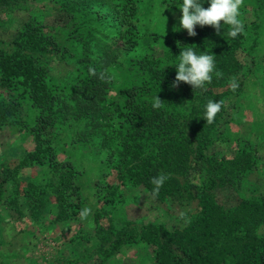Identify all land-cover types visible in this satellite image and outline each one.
<instances>
[{"label":"trees","instance_id":"1","mask_svg":"<svg viewBox=\"0 0 264 264\" xmlns=\"http://www.w3.org/2000/svg\"><path fill=\"white\" fill-rule=\"evenodd\" d=\"M80 1L82 7L75 0H60L63 14L56 17V24L28 18L15 27L9 39L0 36V125L14 123L32 135L33 145L23 153L19 164L45 166L50 175L47 185L59 204L58 216L78 212L79 202L68 201L63 192L68 190V196L79 197V169L70 160L56 158L45 132L60 118H78V139L86 141V134H94L113 173L111 182L96 180V200L115 201L124 184H141L150 194L154 187L151 179L164 173L170 174V178L154 198L195 201L192 217L181 227L144 223L113 230L112 236L104 237L107 245L103 258L124 245L144 242L151 246L149 264H264V235L257 232L258 224L264 221V188L246 178L257 161V145L242 138L236 140L229 155L214 150L215 141L223 140L225 135L217 126L224 103L232 101L233 105L234 100L229 97L241 92L240 68L246 65L247 72H255L256 47H263L264 58V45H257L264 0H247L253 19L246 24L240 16L245 31L236 38L228 36V25H221L219 33L211 26L196 25L195 36L172 30L166 45L162 44L161 54L146 52L130 57L126 66L133 69L131 82L118 87L116 97L107 95L108 72L112 68L109 51L105 47L94 49L84 39L90 34L79 29L78 24L88 19L84 20L88 5ZM139 1L108 2L118 24L114 39L125 49L138 43L135 20ZM164 1L179 8L183 3ZM18 7L25 5L18 0H0V9ZM203 7H209V0H203ZM65 16L75 23L74 31L64 36L66 43L58 40L57 24ZM1 21L0 16V26ZM161 38L162 35L151 33V40ZM72 42L78 43L80 51L75 57L72 78L65 83L53 77L44 54L56 49L65 52V45ZM189 47L197 54L207 53L215 58L216 70L205 89H194L184 82L172 86L179 53ZM241 51L248 58L245 64L238 57ZM90 69L95 70V75ZM262 73L259 86L264 97V66ZM233 79L239 85L235 91L229 87ZM156 95L164 101L159 109L152 106ZM209 100L224 102L212 124L203 117ZM181 101L183 104L179 105ZM23 104L28 110L26 117L21 111ZM3 182L0 176V200ZM225 184L239 195L233 206H223L214 196L217 188ZM40 188L44 192V186ZM24 197L32 210L38 208L37 200L30 199L27 191Z\"/></svg>","mask_w":264,"mask_h":264},{"label":"rangeland","instance_id":"2","mask_svg":"<svg viewBox=\"0 0 264 264\" xmlns=\"http://www.w3.org/2000/svg\"><path fill=\"white\" fill-rule=\"evenodd\" d=\"M18 1L25 7L0 9V36L6 40L11 37L15 27L28 18L56 24V17L63 14L60 0ZM75 2L78 6H83L80 0ZM83 2L88 5L84 20L88 19L84 24L78 25H81L79 29H83L84 33L90 34L85 36V41L94 45L96 50L105 47L111 55L112 68L108 72L110 87L107 93L110 97H116L118 87L131 82L133 69L126 66L130 57L146 52L161 54L162 44L166 45V40L174 29H179L188 36L187 30L180 27L182 11L179 7L166 5L164 0H140L135 20L138 43L132 49H125L120 46L124 44L114 39V30L118 24L109 8V0ZM240 12L243 21L249 24L253 14L247 0H244ZM260 16L262 22L257 45H264V13ZM68 18L69 16H65L64 20L57 22L60 25L58 40L64 43L65 34L74 31L75 25ZM63 21L65 23H61ZM76 22L78 23V19ZM151 33H158L162 38L160 41L151 40ZM65 47V52L60 49L52 50L46 52L44 58L53 77L69 83L80 47L75 42ZM238 57L243 64L248 61L242 51L238 53ZM253 58L257 59L254 73L258 75L247 72L246 65L240 68L239 73L243 79L241 92L229 97L234 100L233 105L232 101L224 103L225 110L217 126L225 135L223 140L215 141L214 150L219 154L229 155L237 139L255 142L258 158L246 178L264 188V97L259 86L264 66L262 46L255 48ZM3 93L5 94V90ZM178 104L182 105L183 102ZM26 110L23 104L21 111L24 117ZM223 119L226 121L222 122ZM80 126L78 118L67 117L60 118L45 131L56 158L70 160L77 171L79 169L76 176L79 197L75 194L68 196V190L63 193L68 201H78L80 209L62 217L57 214L59 204L55 194L47 185L50 175H47L45 166L19 164L23 153L33 145L31 133L14 123L0 125V176L4 178L0 200V264H149L151 246L144 242L124 245L103 258V249L107 245L104 237L112 236L113 230L132 224L161 223L168 228L181 227L185 224L180 216L182 212L187 213L188 219L192 217L195 211L194 200L159 201L141 184L122 185L115 201L96 200V180L111 182L113 173L106 164L103 150L97 144L94 134H86V141L78 139ZM40 186H44V192ZM25 191L30 199L37 200L38 208L32 210L27 205ZM214 196L225 207L233 206L239 200L236 190L228 184L218 187ZM85 207L91 208L92 214L82 221L80 212ZM257 232L264 235V221L258 224Z\"/></svg>","mask_w":264,"mask_h":264},{"label":"clouds","instance_id":"3","mask_svg":"<svg viewBox=\"0 0 264 264\" xmlns=\"http://www.w3.org/2000/svg\"><path fill=\"white\" fill-rule=\"evenodd\" d=\"M244 6V0H209V7H203V0H183L180 7L182 15L180 17V27L187 30L189 36L197 35L195 26H211L220 32L221 25H228V36L236 38L245 31L244 22L241 20V7ZM179 30V29H174ZM176 67V76L173 81V87L179 86L180 82L191 85L194 89H205L206 85L211 84L213 73L216 70V62L213 55L204 53L197 54L191 47L182 49L179 53V63ZM95 75V70L90 69ZM218 75V73H217ZM238 82L233 79L230 82V89L235 91L238 88ZM163 102L158 95L153 97V108L163 107ZM223 101L209 100L206 104L204 118L208 124L215 121V117L223 107ZM170 174L161 173L151 179L154 186L150 195L155 197L159 194L160 188ZM92 214L91 208L85 207L80 212V219L86 220ZM185 223L189 222L186 212L180 214Z\"/></svg>","mask_w":264,"mask_h":264}]
</instances>
